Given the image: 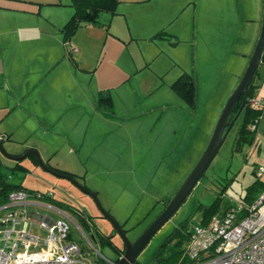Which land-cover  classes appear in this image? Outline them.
Masks as SVG:
<instances>
[{
	"label": "rangeland",
	"instance_id": "374dc122",
	"mask_svg": "<svg viewBox=\"0 0 264 264\" xmlns=\"http://www.w3.org/2000/svg\"><path fill=\"white\" fill-rule=\"evenodd\" d=\"M120 1L117 14L101 13L99 25L78 27L63 43L60 29L74 12L72 0H0V45L6 47L5 56H15L16 63L29 71L39 64L37 59L43 60L46 74L39 78L49 84V113L63 109L58 122L49 115L52 123L47 133L34 125L36 117L28 109L0 110V131L12 119L18 121L12 142L3 147L8 153L11 148L24 154L36 146L45 165L49 162L76 175L73 180L58 176L30 155L16 161L0 150L1 173L25 190L52 191V199L44 201L74 219L71 238L86 246L88 236L107 258L106 264L120 259L123 241L81 186L97 194L128 237L137 238L165 209L202 156L256 45L252 50L239 45L236 52L230 51L219 30L206 25V10L198 17L188 0ZM162 31L179 32L180 40L163 37ZM71 42L76 51L68 45ZM68 63L77 70L68 71ZM28 68L22 74L26 72L27 78ZM184 73L193 80L194 100L182 82ZM258 122L259 129L242 139V115L233 121L205 175L134 264H156L155 255L168 234L181 223H200L204 208L221 194V207L237 204L257 180L264 182V176L256 174L264 166V119ZM24 140L28 143L22 146ZM17 163L26 170L15 168ZM32 211L49 214L39 208L29 209V214ZM80 214L91 221L85 224ZM32 232L45 236L38 226ZM101 235H114L113 245L101 243ZM171 247L172 243L165 247V254ZM91 252L90 261L97 264V254Z\"/></svg>",
	"mask_w": 264,
	"mask_h": 264
},
{
	"label": "built area",
	"instance_id": "2783aa9c",
	"mask_svg": "<svg viewBox=\"0 0 264 264\" xmlns=\"http://www.w3.org/2000/svg\"><path fill=\"white\" fill-rule=\"evenodd\" d=\"M248 103L253 109L264 107L260 98L251 97ZM256 128L254 123L251 129ZM256 174L262 178L264 166ZM53 194L19 188L0 202V264H93L91 249L97 254V264H106L107 258L88 236L86 246L71 238L74 219L67 211L44 201L52 199ZM36 208L49 214H29V209ZM52 214L57 217L53 219ZM34 226L45 231V236L33 233ZM190 230L186 251L189 258L177 264H264V187L252 204L240 202L214 215L208 223H192Z\"/></svg>",
	"mask_w": 264,
	"mask_h": 264
},
{
	"label": "crops",
	"instance_id": "0c3cea01",
	"mask_svg": "<svg viewBox=\"0 0 264 264\" xmlns=\"http://www.w3.org/2000/svg\"><path fill=\"white\" fill-rule=\"evenodd\" d=\"M76 1L77 0H72V3H73L72 5L74 7V12L72 16L76 12V6H75ZM117 1L118 2L116 4L114 11L100 10L98 12L96 22L87 21V22L82 23L80 27L89 25V24H91V26L93 27L99 25V16L103 12L114 14V15L117 14L118 7L121 2L120 0H117ZM188 3L190 4L189 7L192 9L193 12H195L198 15V17L202 15V13H204V11L206 10V25L207 24L211 25L210 27L212 30H219L218 33H220L223 37L224 46L229 45L230 51L236 52V49H238L239 45H244L248 49L250 48V50L254 48V45L257 43V40L262 30L263 17H264V0H206V2H203L202 0H188ZM6 9L20 11V12L23 11V9H20V8H10L9 7ZM71 18H69V20ZM53 24L55 25L54 22ZM212 30L210 31V33H212ZM38 31L43 34L46 33V35L50 33L49 30L47 32L44 29H40ZM60 32L64 38L63 43H65L68 39L67 40L65 39L62 29H60ZM162 33H163L162 34L163 37L167 36V38H169L170 36H174L175 38L180 40L179 32L166 34L165 31H162ZM208 33H209V30L206 27V35ZM114 36H117L116 38L120 41L123 40V38L120 37L119 34L117 33L114 34ZM54 37H56V34L54 35ZM58 42L60 43L59 47L61 50L62 39L61 41H58ZM223 44H222V47H224ZM68 45H70L71 49L73 48L74 51H76L75 49L77 47L75 43L71 42ZM78 51H79V48H78ZM5 52H6V47H2L0 45V93H1L0 101H3V102H0V110H5V109L10 110L9 107L11 106L14 107L11 109V111H14L17 107L21 110L28 109L31 112L30 113L31 116L36 117L37 121L35 120L34 125L37 128H39V125H40V128L42 129L45 128V131H44L45 133L49 132L50 129L48 128V126L49 124L52 123V118H50L49 115H52V116L55 115L56 122H58L60 121L63 115L61 112L63 111V109L58 110L53 114L49 113V111L51 112L52 110L50 109L51 103L49 102V97H48V94L50 92H47L49 88L48 86L49 84L47 85V83L46 84L42 83L43 80L39 78V75L46 74L45 71L47 67L45 65V62H43V60L37 59L36 61L39 64H35V66L32 65L29 71L28 66L27 67L25 65L22 66V64L19 65L18 63H16L17 59L15 58V56L14 58L10 56H5L6 55ZM71 57L72 56H70L69 59H71ZM32 61L33 60L30 59V63ZM27 63L29 64V61ZM71 65L72 64L70 63L66 65L68 71H70L71 69L72 71L76 69V67H73V66L71 67ZM76 65L77 67H80V65L77 62H76ZM25 68L26 69L28 68V73H29L28 78L25 75L26 72H24V76L22 75L23 70ZM33 76L37 77V79L34 82L31 80ZM255 77L257 80L256 84L258 85V88H257L256 95L254 97L260 98L264 101V50H263L261 62L258 66ZM57 94L58 93L54 95V98L58 97ZM261 110L262 111H261L260 120L264 119V107ZM260 122L261 121H259L258 123L260 124ZM17 124H18V121L12 119V123L9 122L8 127L4 128L3 131H0V136H4L7 138L2 142L3 144H6V143L8 144L12 142L13 131L17 127ZM45 124H46V127H45ZM259 124L257 126V129H259ZM27 143H28L27 140H24L22 142V146L27 145ZM28 150H36V146L28 147L27 151ZM9 152H10L9 154H12V155H22V154L14 153V151H12L11 148L9 149ZM45 154L44 155L41 154L44 160L47 159L46 158L47 153L45 152ZM47 165L50 166L49 162ZM52 168L56 169L54 167Z\"/></svg>",
	"mask_w": 264,
	"mask_h": 264
},
{
	"label": "water",
	"instance_id": "95a60500",
	"mask_svg": "<svg viewBox=\"0 0 264 264\" xmlns=\"http://www.w3.org/2000/svg\"><path fill=\"white\" fill-rule=\"evenodd\" d=\"M263 50H264V17H263L262 30L257 40V43L255 45V48H254L251 60L248 64V67L241 81L239 82V84L237 85V87L235 88L231 96L229 97L217 121L213 134L211 136V139L205 151L203 152L202 156L200 157V159L198 160V162L196 163L192 171L189 173L185 181L181 184L176 194L172 197V199L166 205L165 209L157 217H155V219L146 227V229L137 238L132 240L130 237H128L126 231L119 224V222L115 219V217L102 207L97 194L89 190L88 188L81 186V188L85 192L89 193L94 198L95 202L100 208V211L102 212V215L111 220V222L114 225V228L119 232L122 238V241L124 243V248H123L124 253L118 260L117 264H134L137 261L138 256L141 254V252L150 242L152 237L178 211L181 205L189 197V195L191 194L195 186L199 183V181L205 175L207 169L211 165L220 147L222 146L228 131L231 129L233 125V121L239 118V115L241 114L242 110L247 104V100L249 98L250 86L255 78L256 71L261 62ZM241 98H242V101H241L240 108L235 114H233L234 109ZM0 150L3 152L5 156H7L10 159L16 160V161H21L27 156H29L30 154H36L39 157L40 162L42 163V165L44 166L46 170L51 171L58 176L68 177L71 179V177L67 174L60 173L53 168H48L40 159V156L37 150H29L22 155H12V154H9L4 149L3 143L1 140H0ZM114 235H111L110 238H113Z\"/></svg>",
	"mask_w": 264,
	"mask_h": 264
},
{
	"label": "trees",
	"instance_id": "16d2710c",
	"mask_svg": "<svg viewBox=\"0 0 264 264\" xmlns=\"http://www.w3.org/2000/svg\"><path fill=\"white\" fill-rule=\"evenodd\" d=\"M117 0H77L76 1V12L72 16V18L66 23L64 28L62 29L64 33L65 39H69L80 27V25L84 22L91 21L96 22L97 15L100 10H110L114 11ZM184 82V86L186 88V92L189 94L191 98L194 100L195 98V92H194V83L192 78L189 77L188 74H184V77L182 78ZM256 77L254 78L249 91V98L254 97L257 92L258 85L255 81ZM248 98V100H249ZM247 100V104L242 110L239 117L242 115V123L239 129L240 137L242 139H248L249 132H254L255 130H252L250 128V125L257 123L261 116V109H253L249 106ZM242 98L237 103L233 114H235L241 105ZM30 157L35 159L36 162H38V158L34 154H30ZM1 165L2 161L0 159V202H3L10 191L14 189L22 188L21 185L13 183L9 181L3 174L1 173ZM18 169L26 170L24 166H22L20 163L16 164V167ZM56 171L60 173L67 174L71 177H75V174L72 172L55 169ZM258 185H261L260 190L258 189ZM264 182H261L257 180L253 185H251L246 194L243 196L242 201L244 204L249 205L252 204L255 199L258 197L259 192L263 189ZM46 193V192H45ZM223 197V194L217 198L210 206H207L204 208L203 217L201 218V223L205 224L210 221V219L221 212H224L228 209H231L235 207L237 204L227 203L224 207H221V199ZM81 220L87 224V216L80 214ZM191 230L190 226L187 222L181 223L179 226L175 227L173 231H171L168 236L166 237V241L160 251H158L155 255V263L156 264H177V263H183L187 262L188 255L186 253L188 244L191 239ZM100 242L103 244H111L113 245L112 238L108 237L107 235H101L99 238ZM172 243V247L168 250L167 254L164 252L165 247ZM120 250V248H119Z\"/></svg>",
	"mask_w": 264,
	"mask_h": 264
},
{
	"label": "flooded vegetation",
	"instance_id": "af4514ba",
	"mask_svg": "<svg viewBox=\"0 0 264 264\" xmlns=\"http://www.w3.org/2000/svg\"><path fill=\"white\" fill-rule=\"evenodd\" d=\"M2 138H3V139H2V142H3L5 139H7V138L4 137V136H2ZM46 166H47L48 168H52V167H50L49 165H46ZM73 179H75V177H71V180H73ZM76 184H78V183H76ZM78 185H79V184H78ZM78 185H77V186H78ZM78 187H79V186H78ZM80 189H82V188H80ZM82 190H83V189H82ZM89 190H90V189H89ZM83 191H84V190H83ZM84 193L90 195L89 193H87V192H85V191H84ZM90 196H91V195H90ZM91 197H92V196H91ZM96 204H97V203H96ZM90 219H91V217H88V218H87V221L90 222V221H91ZM114 234H115V236H116V235L119 234V232L115 229V230H114ZM120 237H121V236H120ZM131 239L134 240L135 238H134V239L131 238ZM119 248H120V251L122 252V255H123V253H124V252H123L124 243H123L121 246H119Z\"/></svg>",
	"mask_w": 264,
	"mask_h": 264
}]
</instances>
